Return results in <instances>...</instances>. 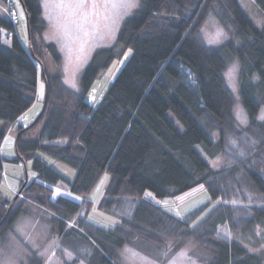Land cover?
<instances>
[{
  "label": "trees",
  "instance_id": "1",
  "mask_svg": "<svg viewBox=\"0 0 264 264\" xmlns=\"http://www.w3.org/2000/svg\"><path fill=\"white\" fill-rule=\"evenodd\" d=\"M237 1L140 0L118 28L114 42L92 53L79 92L44 67L42 49L56 61L60 56L54 42L41 40L45 22L39 0H19L26 16L27 46L16 34L18 18L12 21L1 11L0 149L8 129L37 99L39 78L45 82L46 99L30 128L21 132L23 125L15 127L21 133L14 160H31L35 178L20 181V193L0 224V236L19 216L29 215L47 221L59 244L73 254L72 262L65 264H118L124 245L161 259L169 240L175 242L173 251L195 243L207 264H264V251L255 253L239 240L216 235L222 224L245 237L264 233V119L256 117L264 104V0H253L259 21ZM210 15L228 32L221 44L208 45L200 35ZM5 35L8 43L3 41ZM127 49L129 57L93 107L84 94ZM233 59L239 63L238 96L247 118L246 126L240 127L233 113L235 98L223 76ZM36 126L35 137L24 138ZM231 140L246 154L229 165L211 167L201 152L212 159L229 158ZM37 150L75 169L74 178H64L37 158ZM3 160L0 150V180ZM103 175L109 179L98 208L119 216V206L135 199L130 216L121 217L112 228L80 216L89 201L84 203L86 197ZM53 187L80 199L51 198ZM198 189L220 201L194 225L203 208L187 221L157 202ZM230 193L237 202H221ZM9 201L0 194V220ZM256 236L254 245L264 240ZM33 263L41 264V259L35 256Z\"/></svg>",
  "mask_w": 264,
  "mask_h": 264
},
{
  "label": "rangeland",
  "instance_id": "2",
  "mask_svg": "<svg viewBox=\"0 0 264 264\" xmlns=\"http://www.w3.org/2000/svg\"><path fill=\"white\" fill-rule=\"evenodd\" d=\"M140 0H39L41 8V17L45 22V28L41 34L42 42H54L59 51L60 59L56 61L52 54L46 49H42L43 64L48 74H60L63 84L68 88L79 92L80 77L88 63L92 53L101 47L111 45L116 37L118 28L121 26L125 17L129 16L138 6ZM240 6L244 9L251 18L254 17L259 21L257 8L253 0H238ZM0 11L10 13L11 10L17 9L16 34H18L21 43L27 46V25L26 16L19 0H7L0 2ZM227 30L219 23V20L210 15L201 27L202 39L208 45L221 44L228 38ZM7 35L3 36L4 43H8ZM131 53L130 49L107 67L101 71L96 80L91 85L87 93L84 94L85 100L93 107L98 105V102L108 89L109 84L113 80L117 71L124 64ZM238 67L237 59H233L224 71L226 86L230 89L235 98V106L233 109L234 117L237 119L238 126H246L247 118L243 106L240 102L239 87H238ZM37 99L34 103L25 110L17 119L14 126L9 128L7 135L1 145V154L3 160V172L0 180V194L5 198L11 199L17 194L18 185L21 180H31L35 178V172L31 169V160L15 163L12 158H16L15 143L16 137L22 132L16 133V128L19 124L23 125L22 129L30 128L39 116L43 105L45 82L42 78L37 81ZM259 121L264 119V104L260 106L256 115ZM38 120V119H37ZM34 122V123H32ZM39 127L28 131L24 138H33L37 134ZM10 134V135H9ZM59 140L54 141L58 143ZM231 148L228 151V157L218 156L214 159L205 157L208 164L217 168L223 165H229L236 161L237 158H242L246 154L245 148L238 147L235 140L230 142ZM199 149V147H197ZM200 150V149H199ZM37 158L50 165L51 168L63 175L64 178L72 180L75 175V169L62 162L55 155L46 151L37 150L35 153ZM10 157V158H8ZM109 176L103 175V178L95 186L86 205L82 207L80 216H84L86 220L102 228H112L120 223L121 217L130 216L134 205L133 198H129L124 204L119 206L121 215L113 214L108 211L98 208V202L104 196V188L108 182ZM16 189V190H15ZM51 198L58 196H67L80 199V196L75 195L71 191L53 187ZM15 191V192H14ZM147 198L151 196L145 194ZM236 198L233 193L223 199L221 202L236 203ZM219 200H212L205 189L186 193L185 195L176 198L171 197L157 201L162 203L163 207L188 221L193 214L203 208L201 214L192 221L196 223L202 215L212 206L218 203ZM71 222H69V225ZM11 239H0V264H26L28 259L33 255L41 259V264H65L71 263L74 259L73 254L66 251L60 244L59 239L51 230L50 225L45 220H36L32 216H19L13 223V227L9 230ZM9 233V234H10ZM264 238V233H254L248 237L233 234L227 224L219 225L216 235L222 239L239 240L246 247L255 253L264 251V240L257 245L253 242H258L256 235ZM20 239V240H18ZM174 241H166L160 258H154L146 255L129 245H124L118 253V264H207L206 255L203 250L198 248L195 243L187 242L181 248L173 251ZM81 261H78L79 263ZM75 263V264H77ZM79 264H85L79 263Z\"/></svg>",
  "mask_w": 264,
  "mask_h": 264
},
{
  "label": "crops",
  "instance_id": "3",
  "mask_svg": "<svg viewBox=\"0 0 264 264\" xmlns=\"http://www.w3.org/2000/svg\"><path fill=\"white\" fill-rule=\"evenodd\" d=\"M1 4V3H0ZM0 13H1V11H0ZM10 135V134H9ZM2 155V154H1ZM3 157V156H2ZM4 158V157H3ZM8 158H10V157H8ZM15 158H12L11 160H13L15 163H20V162H16L15 160H14ZM16 190V189H15ZM15 192V191H14ZM13 227V226H12ZM12 229V228H11ZM10 229V230H11ZM10 233V231L8 230L6 233H4L3 235H1L0 236V239H11V241H13V239H14V237H15V239L17 238L16 236H15V234H14V237H12V235H11V233ZM18 240H20V239H18ZM37 257V256H36ZM37 258H39V257H37ZM34 259H35V255L33 256H31L29 259H28V261H27V263L26 264H34L33 262H34ZM79 263H83V262H79ZM79 263H77V264H79Z\"/></svg>",
  "mask_w": 264,
  "mask_h": 264
},
{
  "label": "water",
  "instance_id": "4",
  "mask_svg": "<svg viewBox=\"0 0 264 264\" xmlns=\"http://www.w3.org/2000/svg\"><path fill=\"white\" fill-rule=\"evenodd\" d=\"M42 75H43V70H42ZM45 99H46V95H45V93H44L43 105H41L42 108H41V111H40V113H39V116H40V114L42 113V111H43V109H44V107H45V106H44V105H45ZM39 116H38V117L36 118V120H34V121H37V119L39 118ZM32 123H34V122H32ZM23 130H25V129H22L21 131H23ZM25 180H26V179H25ZM18 193H20V191H18ZM16 197H17V194L12 198L11 201H9V204H8V207H7V211H6L5 215L3 216V218L0 220V224H1V222H3V221L6 219V217H7V215H8V211L10 210V208L12 207V205L14 204Z\"/></svg>",
  "mask_w": 264,
  "mask_h": 264
},
{
  "label": "built area",
  "instance_id": "5",
  "mask_svg": "<svg viewBox=\"0 0 264 264\" xmlns=\"http://www.w3.org/2000/svg\"><path fill=\"white\" fill-rule=\"evenodd\" d=\"M16 11H17L16 9H13V11L11 10V12L9 13L12 21H16V19H17V13H16Z\"/></svg>",
  "mask_w": 264,
  "mask_h": 264
}]
</instances>
